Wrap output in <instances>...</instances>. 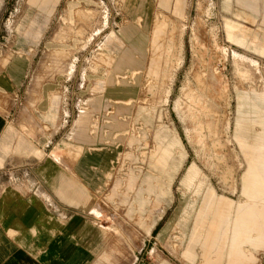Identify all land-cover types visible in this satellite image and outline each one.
Returning a JSON list of instances; mask_svg holds the SVG:
<instances>
[{"label":"rangeland","instance_id":"rangeland-1","mask_svg":"<svg viewBox=\"0 0 264 264\" xmlns=\"http://www.w3.org/2000/svg\"><path fill=\"white\" fill-rule=\"evenodd\" d=\"M244 6L236 0H185L183 16L163 10L173 19L174 27L170 30V24L165 25L164 21L156 24L151 58V68L155 70L148 75L145 60L143 65L135 66L137 71L133 75L137 72L135 78L139 80L132 92H112V85L108 83L102 91L96 88V77L105 78L108 66L99 63L95 67L94 61L104 43L110 49L114 47L111 35L123 47L128 44L121 32L123 25L133 22L140 26L139 19L133 18L126 8L125 0H59L50 15L39 16V23H30V15L37 8L28 0H0V70L8 66L14 55L25 58L24 76L18 84L13 112L19 132L34 142H41L46 136L56 138L53 132L60 127L70 142L78 144L76 149L67 150L70 162L79 159L85 151L98 150L113 156L108 160L102 183L96 188L92 186L99 213V242L97 253L88 264H139L138 260L201 264L199 245L194 246V258L184 251L203 190L211 186L218 195L228 196L235 202L244 160H248L242 184L248 187L257 183L260 194V185L264 182V148L257 149V155H252L257 161L254 159L250 164L249 154L245 155L247 159L241 152L249 143L233 135L243 90H252L255 128H264V50L258 52L251 45L228 37L225 24L247 27L249 31H258L257 37H264V29H259L264 18ZM83 8L91 11L87 18L77 15L76 11ZM140 13L144 14L143 8ZM140 20L144 21L143 15ZM65 23L71 24L73 30L57 35L56 31ZM165 26L164 40L170 34L172 41L161 42L156 59L155 48L160 43L157 40L164 34ZM25 29L30 30L26 35ZM55 50L61 51L59 66L51 61ZM52 92L58 95L56 100L51 101L48 96L41 98ZM99 92L104 98L124 101L130 106V114L121 115L124 124L118 133L122 137L117 132L112 134L105 123L115 112L113 103L104 99L99 108L91 109L89 101ZM130 95L133 99L128 102ZM25 105L37 122L33 133L23 129L18 120ZM138 105L144 109L139 107L138 113L143 110L135 119ZM89 109L86 131L89 140H84L77 135V118L81 111ZM47 110L55 112V116L45 117ZM144 114L150 117L145 120ZM166 125L177 136L184 152L169 184L170 201L169 145L160 138L161 133L169 130ZM154 131L158 162L151 169L156 175L149 169L141 173L147 165L143 158L155 144ZM195 131L203 132L202 142L198 141ZM132 134L135 138L130 141ZM93 164L97 169V164ZM191 164L201 181L197 191L182 180ZM117 176L124 183L110 194ZM133 177L140 181L135 184ZM133 196L140 206L149 197L145 209L132 210L131 204L132 211H128ZM156 225L157 231L153 233ZM256 255L258 262L261 260L260 264H264V249L256 250Z\"/></svg>","mask_w":264,"mask_h":264},{"label":"crops","instance_id":"crops-1","mask_svg":"<svg viewBox=\"0 0 264 264\" xmlns=\"http://www.w3.org/2000/svg\"><path fill=\"white\" fill-rule=\"evenodd\" d=\"M37 8L31 13L30 23H37L39 16L50 15L59 0H28ZM250 9L254 15L264 18V0H236ZM126 8L133 18L140 21V26L129 22L121 27V32L128 39V44L122 46V42L116 37L112 49L107 43L101 47V51L94 61L96 67L99 63L108 66L107 76L96 77V88L102 91L106 83L112 85V92L118 90L135 89L136 80L133 72L137 71L136 65L146 60L144 69L151 75L155 67L151 68L153 56V32L159 21L165 25L173 26V19L169 14L183 16L185 0H125ZM143 8L144 14L140 11ZM80 18H87L90 9H78ZM144 16L141 22L140 17ZM65 20L66 16L63 17ZM39 23V22H38ZM227 35L236 41L251 45L258 52L264 50V37H257L258 31H249L247 27L237 26L233 23H225ZM264 29V22H260ZM73 30L69 23L60 25L57 35H63ZM25 35L29 29L24 30ZM164 34L158 38L156 56L160 53L161 42H171L172 35L164 40ZM61 51L52 52L51 61L59 66ZM238 57L235 56V60ZM159 66L158 61H156ZM8 66L0 70V264H88L95 257L99 242V227L97 223L95 195L96 185L103 181V173L108 166V160L113 156L102 151H85L80 158L70 162L67 150H74L78 144L70 142L65 132H60V127L53 133L56 138L46 136L42 141L31 140L19 132L14 121V104L17 99L18 84L23 79L25 58L21 54L14 55ZM159 69V67H158ZM129 70V72H125ZM169 73H172L170 71ZM39 78V75L38 77ZM104 91V90H103ZM4 93L8 96H4ZM51 101L57 99L55 92L45 94ZM44 97V98H45ZM115 105V112L111 113L105 121L110 127L111 133L122 137L118 133L119 127L124 124L122 114H130V106L126 102H118L110 97L104 98L101 92L97 93L90 101L91 109L99 108L103 100ZM130 95L128 102L132 101ZM26 106V107H25ZM18 120L22 128L33 133L37 128V122L33 114L25 105ZM138 105L135 119L141 115ZM256 109L253 101L252 90H243L239 96V104L235 115V129L233 135L249 143L242 155L257 161V149L264 148V128H255V119L252 113ZM45 117L53 118L55 112L47 110ZM90 117V109L81 111L77 118V135L84 140H89L87 125ZM146 120L149 114L143 115ZM169 130L161 133L160 138L167 140L169 145V180L168 200L170 201L169 184L171 178L180 165L184 156L181 151L177 136ZM110 133V134H111ZM198 141H203V132L195 131ZM109 134V135H110ZM135 135H131L132 141ZM155 144L145 159L146 169L152 175H156L151 166L157 163V141L154 131ZM201 139V140H200ZM239 145V144H238ZM176 151V152H175ZM69 160V161H67ZM97 164V169L96 165ZM244 170L240 175V189L238 200L235 202L225 195H218L211 186H207L201 195L200 203L195 210L190 232H230V233H189L185 248V255L194 258L196 252L194 246H200L201 264H260L256 250L264 249V182L261 183V192L258 193L257 183L244 187L242 176L247 172L248 160H244ZM149 172V173H150ZM197 170L194 165H189L184 174L183 182L186 186L198 190L201 181L196 178ZM264 181V172L262 174ZM140 178L133 177V182H139ZM124 183L123 178L117 176L110 188L113 194ZM94 188H93V187ZM122 193L126 195V191ZM110 196V195H109ZM130 200L128 211L134 208L143 210L146 204L140 206ZM132 204V210H130ZM143 225L145 221L140 220ZM103 226V224H102ZM153 227V226H152ZM152 229V228H151ZM189 261V260H188ZM225 262V263H224ZM139 264H175L173 260H138ZM191 264V261L185 262Z\"/></svg>","mask_w":264,"mask_h":264},{"label":"bare ground","instance_id":"bare-ground-1","mask_svg":"<svg viewBox=\"0 0 264 264\" xmlns=\"http://www.w3.org/2000/svg\"><path fill=\"white\" fill-rule=\"evenodd\" d=\"M190 233H230V232H190Z\"/></svg>","mask_w":264,"mask_h":264},{"label":"trees","instance_id":"trees-1","mask_svg":"<svg viewBox=\"0 0 264 264\" xmlns=\"http://www.w3.org/2000/svg\"><path fill=\"white\" fill-rule=\"evenodd\" d=\"M157 228H158V225H156V226L153 228L152 232L155 233V232L157 231Z\"/></svg>","mask_w":264,"mask_h":264}]
</instances>
